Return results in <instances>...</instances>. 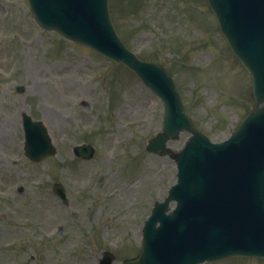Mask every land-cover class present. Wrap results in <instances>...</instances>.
Instances as JSON below:
<instances>
[{"label": "rangeland", "instance_id": "374dc122", "mask_svg": "<svg viewBox=\"0 0 264 264\" xmlns=\"http://www.w3.org/2000/svg\"><path fill=\"white\" fill-rule=\"evenodd\" d=\"M120 1L113 12L123 39L170 71L201 131L227 137L247 111L241 99L251 97V83L210 13L197 10L205 0ZM23 111L46 123L59 157H24ZM163 112L128 69L42 28L27 0H0V264H99L104 250L116 254L113 264L135 256L144 221L176 182L174 160L146 149ZM187 136L170 146L180 149ZM82 141L96 147L92 160L73 155ZM56 182L67 206L53 193Z\"/></svg>", "mask_w": 264, "mask_h": 264}, {"label": "water", "instance_id": "95a60500", "mask_svg": "<svg viewBox=\"0 0 264 264\" xmlns=\"http://www.w3.org/2000/svg\"><path fill=\"white\" fill-rule=\"evenodd\" d=\"M31 1L43 23L106 51L98 40L106 33L111 35L103 16L107 13V0ZM221 1L218 6L222 28L236 53H245L254 63L258 82L254 86L255 100L264 101V74L255 62L256 46L264 52V0ZM239 1H245L244 7L251 2L249 11L240 12L237 6L231 7ZM98 17L100 20H96ZM255 112L244 121L240 133L226 144L230 151L243 145L241 134H246L249 140L256 128L263 126L264 106ZM36 126L27 129L26 148L32 159L40 160L54 153L55 148L46 130ZM177 127H181L180 118ZM246 140L245 144L249 145ZM213 151L217 152L201 141L189 143L180 162L181 184L173 193L179 199V208L166 215L164 206L157 207L147 227L141 257L125 264H196L238 251L253 253L256 246L264 250V163L257 170L258 176H240L232 166L209 163L208 157L215 155ZM200 159L207 168L195 166ZM257 178L261 179L259 186ZM156 220L161 221L159 227L154 224Z\"/></svg>", "mask_w": 264, "mask_h": 264}]
</instances>
